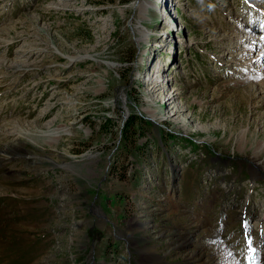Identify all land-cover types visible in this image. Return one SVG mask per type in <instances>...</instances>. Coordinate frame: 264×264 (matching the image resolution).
I'll return each mask as SVG.
<instances>
[{
  "label": "rangeland",
  "instance_id": "1",
  "mask_svg": "<svg viewBox=\"0 0 264 264\" xmlns=\"http://www.w3.org/2000/svg\"><path fill=\"white\" fill-rule=\"evenodd\" d=\"M162 2L0 0V264H264V0Z\"/></svg>",
  "mask_w": 264,
  "mask_h": 264
},
{
  "label": "bare ground",
  "instance_id": "2",
  "mask_svg": "<svg viewBox=\"0 0 264 264\" xmlns=\"http://www.w3.org/2000/svg\"><path fill=\"white\" fill-rule=\"evenodd\" d=\"M160 3H161V2H160ZM155 4H157V2H156ZM160 5H161V4H160ZM154 7H155V5L152 4V5H151V8H154ZM145 9H146L145 6L142 5V6L140 7V11H141V13H142L143 11H145ZM144 36H145V35H144ZM14 68L17 69L18 71H20L19 66H15ZM15 69H14V70H15ZM146 111L149 112L148 110H146ZM177 111H178V110H176L175 112H177ZM150 113H151V112H150ZM152 114H153V113H152ZM22 134H23V133H21L20 135H22ZM60 134H62L61 129H54V130H52V131L49 132V135H48V136L50 137L51 140H56V138L59 137Z\"/></svg>",
  "mask_w": 264,
  "mask_h": 264
},
{
  "label": "trees",
  "instance_id": "3",
  "mask_svg": "<svg viewBox=\"0 0 264 264\" xmlns=\"http://www.w3.org/2000/svg\"><path fill=\"white\" fill-rule=\"evenodd\" d=\"M113 1L114 0H109L110 3H112ZM134 122H136V121H134ZM140 122H141V120H140ZM131 125H132V121H129V120L126 121L125 124H124V131H126L127 129H129L131 127ZM122 134H123V131H122Z\"/></svg>",
  "mask_w": 264,
  "mask_h": 264
}]
</instances>
